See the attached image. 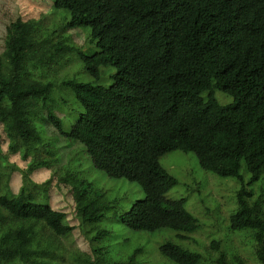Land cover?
Wrapping results in <instances>:
<instances>
[{
    "label": "trees",
    "instance_id": "1",
    "mask_svg": "<svg viewBox=\"0 0 264 264\" xmlns=\"http://www.w3.org/2000/svg\"><path fill=\"white\" fill-rule=\"evenodd\" d=\"M54 5L70 14L61 28L90 26L86 39L97 51L87 54L83 44L67 36L53 42L33 20L19 18L7 27L0 52V127L5 134L0 133V156L6 163L11 153L30 160L18 192L10 189L8 176L5 187L0 178V264H58L60 237L78 225L92 228L118 203L106 195L109 187H98L69 168L59 180L69 185L79 222L55 208L48 200L50 181L40 184L31 177L56 159L52 140L35 121L82 143L94 166L107 175L141 185L143 198L115 212L136 231L168 228L183 239V233L200 229L184 198L167 197L178 180L161 164V157L173 150L196 153L206 171L237 182L228 232L250 230L255 256L264 264V191L257 195L249 188L264 174V0H54ZM76 53L94 79L67 78L58 86L77 101L73 110L79 116L66 132L56 114L62 101L53 95L54 84L33 78L29 68L51 71L70 63ZM103 72L109 84L99 83ZM217 91L233 101L222 104ZM109 236L110 231L99 230L91 244ZM222 243L211 240L217 250L214 264H247ZM159 250L177 264L211 259L174 238ZM143 251L139 246L124 259L110 261L105 247H92L91 253L76 252L75 259L138 264Z\"/></svg>",
    "mask_w": 264,
    "mask_h": 264
},
{
    "label": "rangeland",
    "instance_id": "2",
    "mask_svg": "<svg viewBox=\"0 0 264 264\" xmlns=\"http://www.w3.org/2000/svg\"><path fill=\"white\" fill-rule=\"evenodd\" d=\"M69 16V11L57 8L54 5V0H0V52L5 48L7 27L20 18L24 21L33 20L39 23L42 28L40 29L41 32L53 42L67 36L79 45L83 44L82 48L85 53H95L97 51L96 45L89 43L86 39L87 33L91 31L90 26L72 30L61 28ZM107 69L113 71L114 67L102 68L105 71ZM29 72L33 78L54 84L53 95L62 101L61 108L56 114L64 121V131L69 132L73 122L79 116L73 110L75 108L74 103L77 101L71 91L58 88V86L67 78H77L78 81H92L94 79L84 69V61L80 54L76 53L75 56L73 54L70 63L57 65L51 71L34 69L30 66ZM110 82L111 79L103 72L99 83L109 84ZM216 96L222 104L233 101L232 97L224 96L221 91H217ZM35 123L42 135L46 139L52 140L53 147L56 149V159L52 162L51 167L36 170L31 177L40 184L50 181L48 200H51L55 208L67 210L73 223L79 222V219L75 218L71 194H68L69 185L59 180L69 168H73L80 177L93 182L98 187L102 188L105 185L107 190L110 188V193L104 190L106 195L118 198V203L108 210L104 219L97 222L92 228L84 226V229L80 230L78 225L72 234L60 237L59 240L63 248L55 258L56 263L82 264L79 259H75V253L77 252V256L86 252L91 253L92 247H105L108 250L106 255L108 260H119L124 259L135 248L141 246L144 251L138 256V264H177L163 257L159 250L162 243L174 238L180 241L184 247L203 252L205 257H211V259L205 258L204 264H214L217 250L211 247V240L217 238L222 240V248L230 255H241L247 264H260L255 256V241L251 237L250 230L228 232L230 216L236 207L234 191L238 185L237 182L232 177H222L206 171L201 166L196 153L173 150L161 157V164L178 180L177 184L169 190L168 196L173 199L184 198L186 200L187 208L202 224L200 229L194 233L182 235L183 239L177 238L176 231L168 228L154 232L136 231L122 223L115 216V212L126 211L134 202L143 198L144 190L141 185L126 178L107 175L94 166L92 157L82 143L67 138L64 133H51L52 129L45 126L44 122L35 121ZM1 132L2 128L0 127ZM1 134L5 136L4 133ZM43 155L50 158V155H46L44 152ZM29 160V157L23 159L20 153H11L8 154L6 163L4 158L0 156L2 187H5L8 180L5 181V179L8 176L10 189L13 192H18L23 184L22 171L27 168ZM242 174L246 180L250 179V174L245 167L242 168ZM249 188L253 189L257 195L264 191V174ZM99 230L110 231V236L91 244V237Z\"/></svg>",
    "mask_w": 264,
    "mask_h": 264
},
{
    "label": "clouds",
    "instance_id": "3",
    "mask_svg": "<svg viewBox=\"0 0 264 264\" xmlns=\"http://www.w3.org/2000/svg\"><path fill=\"white\" fill-rule=\"evenodd\" d=\"M167 197L171 198V197L168 196V193H167ZM171 199H173V198H171ZM176 233L178 234V232H176ZM184 234H189V233H183L182 235H184Z\"/></svg>",
    "mask_w": 264,
    "mask_h": 264
}]
</instances>
